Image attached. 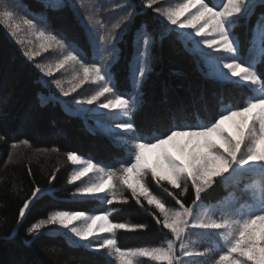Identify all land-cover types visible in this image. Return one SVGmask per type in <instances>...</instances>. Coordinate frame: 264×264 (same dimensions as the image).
Listing matches in <instances>:
<instances>
[{
  "label": "snow or ice",
  "instance_id": "1",
  "mask_svg": "<svg viewBox=\"0 0 264 264\" xmlns=\"http://www.w3.org/2000/svg\"><path fill=\"white\" fill-rule=\"evenodd\" d=\"M141 5L152 9L166 22V26H174L178 30H192L190 36L180 32L181 39L198 37V46L228 54L222 59L209 60V64L220 78H238L239 81L253 86L256 94L246 99L241 106L217 113L215 118L203 126H170L162 132L157 129L141 130L130 118L136 107L135 98L117 93L114 86L110 85L111 66L107 64L109 57L105 56L100 63L86 62L75 49L67 50L66 55L55 64V69H65L66 66L71 69V87L66 90L57 79L53 81L56 88L63 97H68L86 82H99L101 86L97 91L77 103H97L100 109L119 110L129 119L116 123L115 128L127 133L132 141L131 155L127 159H118L114 166L100 167L90 158L81 159L77 153L68 152L67 159L73 165H80L77 171L72 172L68 183L80 181L89 173L97 176L96 180L77 187L74 195L97 199L102 196L106 204L112 206L114 202H118V193L123 197L122 202L127 203L124 190L130 191L131 198L138 206L143 207L146 201L148 206H154L158 210L159 215L153 212L149 215L172 239L168 240L166 246L161 247L117 246L116 230H147L148 226L144 223L113 222L112 214L107 210L91 215L79 210L53 211L47 219L32 223L25 231L35 238L45 225L62 226L87 250H109V255L115 257L116 264H139L138 258H150L159 264H187L182 257H191L194 254L212 255L215 252L209 248L204 253H193L184 243L186 235L218 234L225 242L226 250L216 254L218 258L212 264H264V195L259 196L250 211L239 218L231 209H225L219 217L214 210H198L208 192L223 181L247 172L264 176V73L238 58V41L229 28L235 18L249 16L257 6L264 7V0H225L219 8L211 6L206 0H182L166 8L160 6L158 0H141ZM127 6L129 10L112 24L111 34L101 37L102 41L106 40L109 44L118 42L119 33L116 30L126 29L134 23V6ZM25 8L24 0H0V21H15L8 25L11 35L16 37L17 30L23 24L40 39V50L47 51L54 46L65 48L63 39L52 32L39 29L33 19L24 18L27 15ZM18 13L24 15L18 16ZM259 17H264V12ZM206 33H214L216 38L209 39ZM261 40L259 54L264 57V33L261 34ZM17 43L22 41L17 40ZM134 43L136 50L132 71L134 84L139 88L150 71L152 42L146 34H137ZM39 54L31 49L22 52L29 62ZM33 66L44 76L53 75L51 65L34 63ZM106 93L111 98L106 97ZM101 97L105 98L104 101H101ZM23 143L27 144L28 140L25 139ZM29 173L31 174V169ZM149 175L157 186L162 187L161 182H166L172 189L182 190L174 193L164 188L174 198L177 207H166L165 202L150 191L146 183ZM54 179L55 174L49 178V184ZM42 191L44 190L35 187L31 196L23 200L12 233L19 232L30 205ZM189 192L191 206H185L180 197ZM115 211L117 209L113 208L112 212ZM77 221H82L83 226H74ZM101 234H109L112 238H105ZM176 241H179V249Z\"/></svg>",
  "mask_w": 264,
  "mask_h": 264
},
{
  "label": "trees",
  "instance_id": "2",
  "mask_svg": "<svg viewBox=\"0 0 264 264\" xmlns=\"http://www.w3.org/2000/svg\"><path fill=\"white\" fill-rule=\"evenodd\" d=\"M131 2L135 4L134 23L117 43V58L109 71L114 90L130 96L133 34L145 28L152 42L153 58L150 71L140 85V104L130 117L139 129L162 132L170 126H203L217 113L241 106L256 94L247 84L220 81L207 75L199 56L185 46L176 32L165 28L161 18L152 9L144 8L139 0ZM24 4L35 13L53 12L39 0H24ZM60 10L63 12L47 15L51 28L57 29L51 22L55 17L82 34L71 8L66 4ZM261 12L264 7L257 6L254 13L237 17L230 24L232 35L238 41L237 56L246 63L252 61L251 41L255 30L263 28L264 33ZM67 39L76 43L72 37ZM262 60L264 57L259 56L253 64L260 73H264ZM33 65L8 38L0 23V264H108L104 254L70 242L53 227L40 230L35 238L26 233L27 227L46 219L53 211L79 210L97 214L107 210L113 222L148 226L147 230H116L117 246L123 248L157 246L170 239L171 235L161 230L149 215L150 212L159 215L154 206H148L146 201L143 207L138 206L130 191L124 190L127 203L122 202L123 197L118 193V202L112 206H108L103 197L71 198L77 184L68 183L72 169L68 152L90 158L102 167L114 166L118 159H127L131 154L110 135L91 130L92 122L65 110L58 100L42 102L39 95L48 90L40 82V73ZM25 139L27 144L23 143ZM53 174L55 179L49 184ZM146 183L166 206L176 205L164 188L174 193L181 189H172L166 182H161L162 187L157 186L150 175ZM35 187H50L51 192L42 193L32 202L19 232L12 233L18 210ZM227 195L243 201L257 199L264 195V176L252 172L225 180L208 192L204 202H216ZM180 199L189 206L191 192ZM113 208L117 211L112 212Z\"/></svg>",
  "mask_w": 264,
  "mask_h": 264
},
{
  "label": "rangeland",
  "instance_id": "3",
  "mask_svg": "<svg viewBox=\"0 0 264 264\" xmlns=\"http://www.w3.org/2000/svg\"><path fill=\"white\" fill-rule=\"evenodd\" d=\"M41 1H43L45 7H51L53 12L48 13L47 11H45V12L33 13L26 6L25 12L27 13V15H24V13H18V16L24 15V18L33 19L34 22L37 23V27L39 29H43L45 32H52L54 35H57L58 38L63 39L65 42V48L63 49L59 48L58 46H54L53 48H50L47 51H42L39 49V44L41 43L40 39L33 31L29 30L27 26L21 24L20 29L17 30V36L13 37L8 29V25L10 23H15V21H0L6 35L9 37V39H11V41H13L18 46L21 52H23L24 50L31 49L34 51H38L40 53L39 55L34 56L33 61L31 63L33 64L40 63L43 65H51L53 67V75L51 77L44 76L43 74L40 73V82L48 90L47 93L44 94L41 93L39 95L40 100L41 97L43 98V100H41L42 102L57 99L62 104L65 110L71 111L73 113L81 114L86 122H90L89 118H92L91 121L92 126H89L91 130H100V131H104L105 133H109L110 136L114 137V141L118 145H120L125 140L128 141L129 139L128 134L115 128V124L119 122L117 120V117H120L121 120H125L127 118L124 117L123 114L119 112V110L113 111V110L100 109L97 103H94L93 105H87L85 103H77V101H83L85 97L97 91L101 86L99 82H91V81L86 82L79 89H77L75 93H70L68 97H63L62 93L60 92L59 89L56 88L53 81L59 79L61 81L62 87H64L66 90L71 87V84L69 83V81L72 79L73 76V72L71 71V69L67 68V66L65 69H60V70L55 69V64L58 62V60L62 59L64 55H66L67 50L75 49L86 62L100 63L104 60L105 56H108L109 59L107 61V64L111 66L117 58V54H118L117 43L122 39V35L128 30L129 26L126 29L116 30L119 33L118 42L113 41L112 44H109L106 40L102 41L100 38L107 37L108 35L111 34L112 24L115 23V21L120 16H122L129 10L127 6L128 4L133 5L134 9H135V4L131 2V0H56L55 3H53V0H41ZM139 1L141 2V0ZM158 2L160 6L166 8V7L174 6L176 3L182 2V0H174V1L158 0ZM173 2H175V4H172ZM66 4L69 5V7L73 12L74 18H76L77 22H79L80 24L79 26H81V29L83 30L82 34H79V32L76 29L69 27L70 25L67 24L65 21L58 22L55 17L53 20H51V22L55 23L57 29L51 28L50 23H48L49 20L47 15L62 13L63 11L60 9L66 6ZM163 22L165 24V28H169L170 30L175 31L178 35L180 32H184L185 36L191 35L192 30L185 31V30L174 29V26H166V22L165 21ZM58 28L61 30V33ZM229 28L231 29V26H229ZM63 34L69 38L72 37V39L76 43L69 41L67 37H65ZM137 34H146V33L141 27L140 29L134 32V36H133L134 52H133L132 61L130 63V77H131L130 83L133 90L130 97L135 98L136 107L138 106L140 101V87L137 88L134 84L132 70L134 67V58H135V50H136L134 39ZM259 34L260 35L258 34L256 35L253 44L255 51L254 54L256 55V56L254 55L255 57L260 55L259 53L261 48L260 46L261 32ZM205 35L209 39L216 38V35L214 33H206ZM17 40L22 41V43H17ZM199 40L200 38L195 37L193 39H182V42L190 50L195 51L199 54L198 56L202 61V64L205 68V73L207 75L221 81L244 83L242 81H239L238 78H230L228 80H224L220 78L216 74L214 67L209 64V60H214L216 58L222 59L226 56L223 57L220 54L226 55V53L216 52L210 49H206L202 45L198 46L196 41ZM78 45L80 48L78 47ZM209 53H211L210 56ZM222 71H226V70H222ZM109 82H111V77ZM250 87L254 88L253 86ZM105 96L111 98L110 94L106 93ZM104 99H105L104 97H101V101H104ZM96 114H100V115H98V117L97 116L92 117V115H96ZM120 136H126V137H120ZM125 148H127L129 150V153H131L132 142H127ZM81 159H87V158L81 157ZM79 167L80 165H73L72 170L70 171L69 174V178L72 172L77 171ZM247 173H252V172H247ZM96 179L97 176L94 173H89L88 176L82 177L80 181H76L73 183H76L77 187H82L84 186V184L94 181ZM76 188L71 193V198H88L85 196L74 195ZM41 189L44 191L38 194V196L45 192H51L50 187H45ZM255 199L256 198H253L252 201L253 204L254 203L256 204ZM233 200H234L233 197H226L223 199L224 202L221 203L204 202L201 205L200 209L198 210L200 211L214 210L216 216L219 217L225 209H231L237 213V218L242 217L243 215L238 213V211L235 209ZM189 206H191V204ZM166 207H170V208L177 207V205L166 206ZM87 214L91 215L96 213L87 212ZM74 226L82 227L83 222L82 221L74 222ZM48 227H53L59 230V232L61 231L73 243H78L76 242V238L71 235L68 229H64L62 226L59 225H45L41 230ZM101 235H103L105 238H112L109 234H101ZM170 239H172V237ZM168 240L162 242L157 246H150V247L166 246ZM184 243L193 253H204L205 250L209 248L214 249L215 252V254L212 255L194 254L191 257H182V260L186 261L187 264H212V261L218 258V255L216 254H218L222 250H226L225 242L222 240V238L218 236V234L197 233V234L186 235L184 238ZM176 247L177 249H179V241H176ZM98 252L104 254L107 257L108 261H111L113 264H116L115 257L109 255V250L104 249V250H99ZM138 261L139 264H159V262L151 261L150 258H138ZM10 263H14V262L10 261Z\"/></svg>",
  "mask_w": 264,
  "mask_h": 264
}]
</instances>
